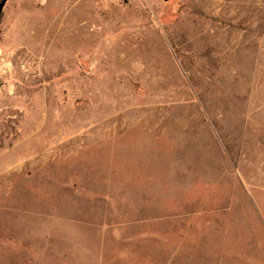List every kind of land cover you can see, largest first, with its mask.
Returning a JSON list of instances; mask_svg holds the SVG:
<instances>
[{
    "label": "rangeland",
    "instance_id": "obj_1",
    "mask_svg": "<svg viewBox=\"0 0 264 264\" xmlns=\"http://www.w3.org/2000/svg\"><path fill=\"white\" fill-rule=\"evenodd\" d=\"M0 264H264V0H8Z\"/></svg>",
    "mask_w": 264,
    "mask_h": 264
},
{
    "label": "water",
    "instance_id": "obj_2",
    "mask_svg": "<svg viewBox=\"0 0 264 264\" xmlns=\"http://www.w3.org/2000/svg\"><path fill=\"white\" fill-rule=\"evenodd\" d=\"M7 1L8 0H0V17H1V13Z\"/></svg>",
    "mask_w": 264,
    "mask_h": 264
}]
</instances>
